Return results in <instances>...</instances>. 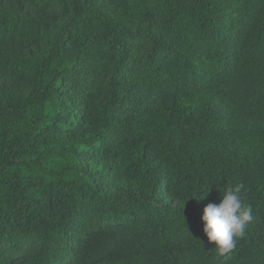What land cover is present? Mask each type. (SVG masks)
<instances>
[{"label":"trees","instance_id":"1","mask_svg":"<svg viewBox=\"0 0 264 264\" xmlns=\"http://www.w3.org/2000/svg\"><path fill=\"white\" fill-rule=\"evenodd\" d=\"M0 264H264V0H0Z\"/></svg>","mask_w":264,"mask_h":264},{"label":"clouds","instance_id":"2","mask_svg":"<svg viewBox=\"0 0 264 264\" xmlns=\"http://www.w3.org/2000/svg\"><path fill=\"white\" fill-rule=\"evenodd\" d=\"M243 185L223 187L218 204L209 203L203 209L201 220L208 242H214L216 253L227 261L236 247L237 240L245 235L247 225L252 222L250 205L241 196ZM209 190L197 199L204 198Z\"/></svg>","mask_w":264,"mask_h":264}]
</instances>
